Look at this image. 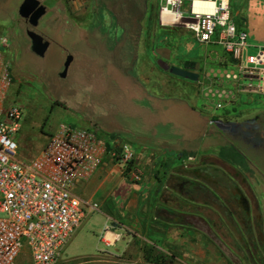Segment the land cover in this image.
<instances>
[{
	"label": "rangeland",
	"instance_id": "1",
	"mask_svg": "<svg viewBox=\"0 0 264 264\" xmlns=\"http://www.w3.org/2000/svg\"><path fill=\"white\" fill-rule=\"evenodd\" d=\"M66 1L69 2L70 15L81 22L72 21L66 25L65 21L71 19L69 14L56 12V27L53 28L48 22L50 15L46 16L38 30L57 40L60 46L54 45L45 59H39L30 53L21 55L15 51L17 39L21 38L18 24L21 21L19 7L23 0H0V37L9 38L10 46L4 54L11 62L13 77L8 103L18 105L24 113L21 128L16 134L20 156L30 160L38 155L60 123L95 130L107 144L111 139L116 140L108 149L112 150L111 153H118L125 144L118 141V136L130 145L138 143L136 137H139L137 132L140 129L144 133L140 136L148 142L156 141L163 133L167 138L171 129L164 121L176 120L177 124L189 130V148L184 166L189 168L202 162L206 171L219 174L216 197L220 200L221 215L211 220L204 219V228L190 225L183 231L174 232L173 240L168 242L162 237L154 239L150 234L153 230L145 233L133 230L127 234L132 237L133 247L127 250H124L125 244L118 236L116 242L122 244L121 247L117 244L118 250L108 246L107 251H102L98 249L99 245L102 246L99 239L83 231L68 245L59 264H264V149L253 148V144L241 140V136L223 134L224 144L235 145L246 155L253 172L244 175L223 160L212 163L218 162L216 150L209 151L204 147L205 152L197 153L196 149H201L205 143H213L210 140L212 134H203V130L210 132L211 127L203 128L200 118L187 114L185 110L160 112L148 118L137 108L138 105L145 106L143 99L138 97L139 92L146 93V88H151L156 94H161L158 82L162 81L177 84L189 99H194L196 91L199 92L198 84L170 74L160 62L182 67L186 61H195L199 65L197 73L202 77L204 63L212 62V51L220 47L201 44L185 28L162 26L158 0ZM247 2L230 0L232 19L238 30L247 31ZM256 2L258 11L261 6L264 11V0ZM189 9L190 3L186 4L184 11ZM257 15L260 18L256 19V33L264 37V15L261 17L259 12ZM65 52L75 56L72 65L75 71L85 67L84 72L76 71L75 79L78 73L90 76L86 72L89 63L101 59L113 60L121 69V72H113V77H118L116 81L106 82L101 89L87 85L90 78L84 82L85 85L76 81L75 85H80L79 90L86 87L83 94L92 97L93 105L77 103L73 99L71 101L75 106L64 101L62 104L66 108L56 104L59 99L55 93L66 88L59 77L66 59ZM255 53L256 49H250L244 52V56ZM15 63L19 64L18 70L14 67ZM28 63L40 68L42 73L31 71L27 68ZM91 67L93 71L94 67ZM67 84L77 89L73 82ZM65 90L68 91V87ZM254 99L250 105L239 108L240 111L244 109L247 110L245 114L264 116V100L259 97ZM207 104L202 97L197 98L198 109L211 116L212 109ZM199 124L201 132H198ZM190 156L191 159H188ZM197 189L206 195L214 194L206 184L195 183L187 191L196 192ZM107 228L115 230L107 226L105 232ZM144 248L153 250L152 260L145 258L148 254ZM24 259L22 257L20 263Z\"/></svg>",
	"mask_w": 264,
	"mask_h": 264
},
{
	"label": "built area",
	"instance_id": "2",
	"mask_svg": "<svg viewBox=\"0 0 264 264\" xmlns=\"http://www.w3.org/2000/svg\"><path fill=\"white\" fill-rule=\"evenodd\" d=\"M158 1L162 26L185 28L201 44L224 50L221 71L203 74L196 82L212 117L243 96L264 100V45L252 43L246 30H238L230 0ZM196 1L213 6L196 8ZM9 46V38L0 37V264H59L87 210H99L75 189L96 174L108 147L95 130L60 123L38 155L30 160L20 156L16 134L24 113L8 103L13 77L4 50ZM250 49L256 53L244 56ZM111 154L129 169L134 182L142 180L141 171L132 165L135 153L129 144Z\"/></svg>",
	"mask_w": 264,
	"mask_h": 264
},
{
	"label": "crops",
	"instance_id": "3",
	"mask_svg": "<svg viewBox=\"0 0 264 264\" xmlns=\"http://www.w3.org/2000/svg\"><path fill=\"white\" fill-rule=\"evenodd\" d=\"M258 7L256 0H248L247 7H245L247 15L245 26L250 41L257 45H264V37L256 33V23H258L256 19L260 18L257 13L259 12L261 17L264 15L262 6L259 11ZM212 54H214L213 61H206L203 67L204 74L207 76H215L221 71L219 60L225 55L222 47L218 50L214 49ZM158 87L162 90L161 94H156L151 88L150 90L146 88V93L139 92L138 97L143 99L145 106L138 105L137 108L148 118L157 116L160 112L170 113L174 110H185L187 114L200 118L203 128L211 127L210 132L203 130V134L205 136L212 134L210 140L213 143H205L201 149H196L197 153L205 152L204 147L209 148V151H219L220 148L228 145L224 144L223 140L225 129L221 130L218 127L223 120L232 121L237 118L248 119L257 116L245 114L247 110L244 109L240 111L239 108L253 102L246 96H243L232 108L220 114L217 113L213 118L198 109L197 98L202 97L200 92L196 91L194 99H189L188 95H185L181 88L173 82H158ZM164 122L168 123L171 129L167 138L163 133L160 138H156V141L148 142V139L140 136L144 134L140 129L137 132L139 137H136L138 143L130 145V142L118 136L119 142L123 141L133 148L135 156L132 165L141 171V181L132 180L129 169L122 168L118 164L109 148L96 174L89 181L76 187L75 191L78 195L92 203H97L99 210H87L83 225L75 236L84 231L86 234L97 237L99 243L102 244L98 246V249L102 251H107L108 246L117 247L116 250H118V246L121 247L122 244L119 245L116 240L118 236H121L125 244L124 250H127L133 247L132 237L127 235L133 230L141 233L153 230L150 234L154 239L158 240L162 237L168 242L173 240L174 232L183 231L190 225L204 228V219L211 220L221 215L220 200L216 197L219 174L215 171H206V165L202 162H197L195 166L193 164L189 168L184 166L186 157L183 153H186L189 148V130L184 125L177 124L176 120ZM198 129V132H201V124ZM216 134L219 136L217 140ZM114 142L116 140L111 139L109 144L113 145ZM188 159H191V156ZM217 159L218 162L212 161V163H220L223 160L218 155ZM213 168L216 167L213 166ZM195 183L209 185L214 194L206 195L198 189L196 192L187 191ZM107 226L115 230L105 232L104 229Z\"/></svg>",
	"mask_w": 264,
	"mask_h": 264
},
{
	"label": "flooded vegetation",
	"instance_id": "4",
	"mask_svg": "<svg viewBox=\"0 0 264 264\" xmlns=\"http://www.w3.org/2000/svg\"><path fill=\"white\" fill-rule=\"evenodd\" d=\"M39 1H40V5H44L46 7V13L40 18L39 24L37 27L31 26L29 18H23L19 15L21 21H19L18 25H19V28L21 31V38L17 39L15 51L17 50V52H19L21 55H23L25 53H30L34 57H37L39 59H45L47 54L51 50V48L54 45L60 46L59 45L60 43L57 40L53 39L52 37L47 36L46 34L41 33L38 30V28L41 24V21L46 16L50 15L49 21H48L49 25L51 27L55 28L56 22H55L54 18L56 17V12H59L60 14L62 12H67L69 14L71 19H68L65 21L66 25H69V22H72V21H76L77 23L81 22V21H79L77 18L70 15V12H68L69 2L66 0H39ZM29 30H33V31L39 33L41 36H43L45 41L49 42V46H48L47 51L45 52V55L43 57L37 55L32 50L31 39L28 35ZM22 38H24V39L22 40ZM65 53H66L65 57L67 59V57L71 54L68 52H65ZM72 56H73V61L69 67V70L67 72L66 77L65 78L61 77V73H63V71H64V64L66 62V59H65L64 64L62 66L63 68L59 73L60 79L63 82H65L66 88L68 87L69 90L66 91L65 90L66 88H64V90L60 89L59 91H57L55 93V95H56L55 97L57 99H59V101H60V102L59 101L56 102V104L62 105L63 107L66 108V106H64L62 104V101L66 102L67 104H70V103H73L71 101V99H73L77 103H90L93 105L92 97L90 95L83 94L86 87L80 88V90H79L78 88L80 85H78V84L75 85V83H77L76 81H78V83H82L81 85H85L84 82H86V80L88 78H90L89 79L90 81H87L86 84L87 85L92 84V86H94V88L101 89L102 87L104 88L103 84H105L106 82L112 83V82L116 81V79L118 77L117 78L113 77V72L115 70L121 72V69L117 67V64L115 61H113V60H102L101 59L98 62L93 61V63H89V65L86 69V72L88 71V74L90 76H86V74H84V73H78V77L75 79L76 71L78 70L77 72H84L85 67L83 69H77L75 71L72 68V65L75 61V56L74 55H72ZM29 64L30 63H28L27 68H29L31 71H33L35 73H40V74L42 73V70L40 68H38L34 64H30V65ZM111 64L115 65L117 68L115 66H112ZM90 65L94 67L93 71H91L92 67ZM14 67H15V69L18 70L19 64L15 63ZM89 71H91V72H89ZM68 82L70 83V85H71V82H73L74 86H76L77 89L74 90L72 85L67 86ZM77 90H79V92L82 94H79V92L77 93ZM73 106H75L74 103H73ZM221 125L225 129V131L223 132L224 134L228 133L230 135L241 136V138H242L241 140H245V142L252 143L253 148H256L257 150L264 149V116L257 115V116H254V117L248 118V119L237 118V119L232 120V121L223 120Z\"/></svg>",
	"mask_w": 264,
	"mask_h": 264
},
{
	"label": "water",
	"instance_id": "5",
	"mask_svg": "<svg viewBox=\"0 0 264 264\" xmlns=\"http://www.w3.org/2000/svg\"><path fill=\"white\" fill-rule=\"evenodd\" d=\"M46 13V7L44 5H40L39 0H24L19 7V15L23 18H29L30 24L32 27H37L39 24L40 18ZM28 35L31 39L32 50L39 56H44L47 48L49 46V42L45 41L43 36L39 33L29 30ZM73 61V56L69 55L64 64V71L61 73V77L65 78L69 67ZM161 66L165 71H168L170 74L175 75L177 77L197 82L199 80V73H197V69L199 67L198 63L195 61H186L182 67H178L175 65H170L166 62H160ZM218 127L223 130L222 125H218Z\"/></svg>",
	"mask_w": 264,
	"mask_h": 264
},
{
	"label": "trees",
	"instance_id": "6",
	"mask_svg": "<svg viewBox=\"0 0 264 264\" xmlns=\"http://www.w3.org/2000/svg\"><path fill=\"white\" fill-rule=\"evenodd\" d=\"M112 136L115 135L113 134ZM107 145L108 148L110 149L112 148L109 143ZM183 155L186 156L187 154L183 153ZM218 156L221 159H223L225 162L238 168L244 175L253 172V170L251 169L248 163L246 155L235 145L228 144L223 146L222 148L219 149ZM144 252L148 254V256L145 258L148 260H152V258L154 257L153 250H146V248H144Z\"/></svg>",
	"mask_w": 264,
	"mask_h": 264
},
{
	"label": "bare ground",
	"instance_id": "7",
	"mask_svg": "<svg viewBox=\"0 0 264 264\" xmlns=\"http://www.w3.org/2000/svg\"><path fill=\"white\" fill-rule=\"evenodd\" d=\"M204 5L212 7L213 6V3L212 2H209V1H207V2L196 1L195 2V7L196 8L199 7V6H204Z\"/></svg>",
	"mask_w": 264,
	"mask_h": 264
}]
</instances>
